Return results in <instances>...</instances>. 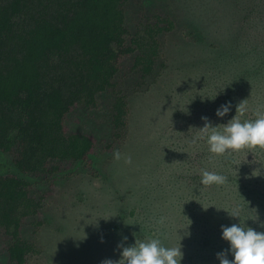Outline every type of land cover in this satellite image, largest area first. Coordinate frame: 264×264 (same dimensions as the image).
I'll use <instances>...</instances> for the list:
<instances>
[{"label":"rangeland","instance_id":"obj_1","mask_svg":"<svg viewBox=\"0 0 264 264\" xmlns=\"http://www.w3.org/2000/svg\"><path fill=\"white\" fill-rule=\"evenodd\" d=\"M126 11L132 32L157 15L172 18L176 28L161 36L154 77L139 81L125 60L115 93L100 94L96 107L69 115V133L98 142L89 162L44 180L22 174L13 157L0 152V176L27 180L31 196L43 203L23 224V237L40 250L27 264L119 260L124 237L126 246L158 237L182 247V264L190 256L192 264H219L216 254L229 246L221 226L239 222L227 211L239 210L250 227L264 231V148L213 154L200 130L202 117L227 123L242 102V122L264 114V0H129ZM121 92L129 103L125 138L104 151ZM229 101L230 112L217 117ZM203 170L224 173V182L202 185ZM7 247L0 237V264L9 263Z\"/></svg>","mask_w":264,"mask_h":264},{"label":"trees","instance_id":"obj_2","mask_svg":"<svg viewBox=\"0 0 264 264\" xmlns=\"http://www.w3.org/2000/svg\"><path fill=\"white\" fill-rule=\"evenodd\" d=\"M128 2L0 0V152L11 155L22 174L46 180L88 163L98 142L88 134L69 133V115L96 107L100 94L115 93L125 60L139 81L158 73L161 36L176 24L157 15L132 32ZM115 97L112 139L101 146L104 151L124 140L127 130L128 96ZM30 189L25 179L0 176V237L8 239V264H27L29 256L40 253L22 235L24 222L43 206ZM189 258L185 264L193 263Z\"/></svg>","mask_w":264,"mask_h":264},{"label":"clouds","instance_id":"obj_3","mask_svg":"<svg viewBox=\"0 0 264 264\" xmlns=\"http://www.w3.org/2000/svg\"><path fill=\"white\" fill-rule=\"evenodd\" d=\"M230 110L231 102L229 101L216 110V116L223 118ZM243 112L242 102L237 106L236 115L227 123L220 124L223 125L222 129L220 125H213L208 117H202L205 123L200 130L207 133L210 153L220 155L251 146L264 148V114H257L255 120L242 122L237 113L243 114ZM115 157L120 158L118 151ZM127 162L131 163V157L127 158ZM224 180L225 177L218 173L203 170L200 183L206 186L213 183L222 184ZM227 212L231 217L239 218V222L230 226H221V238L228 242L229 246L216 254L219 264H264V231H257L250 227L247 224L248 220L241 218L239 210ZM261 227H264V223ZM126 240L127 237H124L123 241ZM123 241L117 245L120 249V259H105L102 264H181L184 255L182 247L167 246L158 237L146 240L136 239L135 243L127 246ZM229 255L231 259L228 258Z\"/></svg>","mask_w":264,"mask_h":264}]
</instances>
